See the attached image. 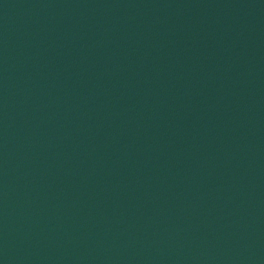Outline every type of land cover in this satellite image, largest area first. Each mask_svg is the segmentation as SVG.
I'll list each match as a JSON object with an SVG mask.
<instances>
[{"label":"water","instance_id":"obj_1","mask_svg":"<svg viewBox=\"0 0 264 264\" xmlns=\"http://www.w3.org/2000/svg\"><path fill=\"white\" fill-rule=\"evenodd\" d=\"M0 264H264V0H0Z\"/></svg>","mask_w":264,"mask_h":264}]
</instances>
